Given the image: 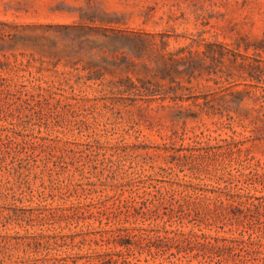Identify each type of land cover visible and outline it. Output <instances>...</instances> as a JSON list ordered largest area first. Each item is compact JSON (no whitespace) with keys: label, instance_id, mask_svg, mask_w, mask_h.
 I'll use <instances>...</instances> for the list:
<instances>
[{"label":"rangeland","instance_id":"374dc122","mask_svg":"<svg viewBox=\"0 0 264 264\" xmlns=\"http://www.w3.org/2000/svg\"><path fill=\"white\" fill-rule=\"evenodd\" d=\"M0 233L264 264V0H0Z\"/></svg>","mask_w":264,"mask_h":264},{"label":"trees","instance_id":"16d2710c","mask_svg":"<svg viewBox=\"0 0 264 264\" xmlns=\"http://www.w3.org/2000/svg\"><path fill=\"white\" fill-rule=\"evenodd\" d=\"M21 239L17 234L0 233V264H49L48 259L32 257L27 250L19 253L18 245ZM61 260L54 258L50 264H61Z\"/></svg>","mask_w":264,"mask_h":264}]
</instances>
